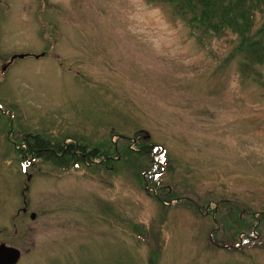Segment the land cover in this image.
<instances>
[{"label": "rangeland", "instance_id": "obj_1", "mask_svg": "<svg viewBox=\"0 0 264 264\" xmlns=\"http://www.w3.org/2000/svg\"><path fill=\"white\" fill-rule=\"evenodd\" d=\"M177 12L0 0V243L16 264H264V65ZM138 130L168 159L159 186L130 157L20 167L35 138L136 148Z\"/></svg>", "mask_w": 264, "mask_h": 264}, {"label": "trees", "instance_id": "obj_2", "mask_svg": "<svg viewBox=\"0 0 264 264\" xmlns=\"http://www.w3.org/2000/svg\"><path fill=\"white\" fill-rule=\"evenodd\" d=\"M171 1L175 2L176 12L186 17L192 28L200 29L201 39L212 37V31L215 33L213 36L218 37L225 36L228 31H232L240 37L235 51L245 53L249 60V63L244 65L250 69H253L255 64L264 65V20L259 26L256 25L258 11L264 13V0ZM111 131L125 136L116 129ZM134 136L136 148H132L129 143L121 145L115 143V145L109 139L94 144L89 143L92 149L86 148L80 141L68 143L67 146H51L50 143H44L42 139L35 138L30 151L36 153L35 159L46 164L52 163L62 170L80 169L90 162H96L99 156H103L104 159L101 165L109 166L114 170L117 168L115 164L130 157L129 159H134L141 167L139 173L155 175L156 178L151 184L159 186L162 181L160 166L164 165L167 159L165 153L154 143L151 135L144 137L143 130L136 131ZM133 155H136V158H132ZM118 158L121 159L118 160ZM19 163L24 168L34 167L33 162L27 161L26 158L21 159ZM92 166H98V164L94 163ZM151 261L152 264H156L154 255Z\"/></svg>", "mask_w": 264, "mask_h": 264}, {"label": "water", "instance_id": "obj_3", "mask_svg": "<svg viewBox=\"0 0 264 264\" xmlns=\"http://www.w3.org/2000/svg\"><path fill=\"white\" fill-rule=\"evenodd\" d=\"M26 54L14 55L12 60L19 57H25ZM33 216L35 214L33 213ZM21 256V251L15 247L0 243V264H16Z\"/></svg>", "mask_w": 264, "mask_h": 264}, {"label": "flooded vegetation", "instance_id": "obj_4", "mask_svg": "<svg viewBox=\"0 0 264 264\" xmlns=\"http://www.w3.org/2000/svg\"><path fill=\"white\" fill-rule=\"evenodd\" d=\"M35 156H36V153L32 154L31 157H30V159L31 160H34ZM22 193L24 194V191H22Z\"/></svg>", "mask_w": 264, "mask_h": 264}]
</instances>
